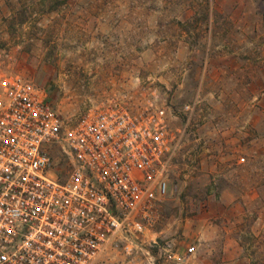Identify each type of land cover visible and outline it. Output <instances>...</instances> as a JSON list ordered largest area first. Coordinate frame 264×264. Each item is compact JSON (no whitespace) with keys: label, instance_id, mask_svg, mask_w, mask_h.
Returning <instances> with one entry per match:
<instances>
[{"label":"rangeland","instance_id":"374dc122","mask_svg":"<svg viewBox=\"0 0 264 264\" xmlns=\"http://www.w3.org/2000/svg\"><path fill=\"white\" fill-rule=\"evenodd\" d=\"M11 74L67 124L114 102L168 124L152 225L99 264H264V0H0Z\"/></svg>","mask_w":264,"mask_h":264},{"label":"built area","instance_id":"2783aa9c","mask_svg":"<svg viewBox=\"0 0 264 264\" xmlns=\"http://www.w3.org/2000/svg\"><path fill=\"white\" fill-rule=\"evenodd\" d=\"M0 89V264H99L152 225L175 152L162 113L114 102L67 124L30 80Z\"/></svg>","mask_w":264,"mask_h":264}]
</instances>
